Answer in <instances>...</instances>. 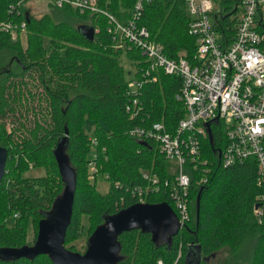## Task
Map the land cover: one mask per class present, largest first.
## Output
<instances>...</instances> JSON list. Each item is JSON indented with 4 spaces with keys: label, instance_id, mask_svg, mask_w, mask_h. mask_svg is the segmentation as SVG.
Wrapping results in <instances>:
<instances>
[{
    "label": "trees",
    "instance_id": "16d2710c",
    "mask_svg": "<svg viewBox=\"0 0 264 264\" xmlns=\"http://www.w3.org/2000/svg\"><path fill=\"white\" fill-rule=\"evenodd\" d=\"M11 1L15 0H0V20L11 16ZM135 1L96 0L95 12L57 7L50 2L52 12L36 17L23 10L19 16L26 21L24 42L20 36L12 39L0 32L1 58H9V62L0 60L4 63L0 68L11 66L8 71L0 70V145L8 151L0 181V251L31 245L38 222L62 193L64 185L54 149L64 137V152L76 180L71 220L64 239L67 249L77 251L72 242L83 233V217L89 222L88 238L106 216L138 202L136 190L151 188V182L142 175L145 170L160 178L159 190L148 193L145 202L166 201L174 207L168 193L174 185L175 164L158 152L154 142L140 140L128 131L159 121L173 130L184 114L183 103L176 98L181 78L157 72L156 80L144 83L139 90L142 112L130 117L125 108L128 78L119 57L125 52L135 69L145 66L147 59L136 47H115L116 33L109 31L110 22L105 15L110 12L125 21ZM213 1L222 10L218 31L231 39L235 30L232 0ZM189 20L184 0H151L144 3L139 24L148 29L151 39L163 45L167 56L191 59L195 43L188 33ZM80 25L94 28L93 39L81 32ZM26 94L33 102L32 118L22 119V113L29 110L23 102ZM8 121L12 123L10 129ZM88 122L94 123L91 133ZM213 144L223 147L224 138L218 143L202 142L210 168L207 174L186 165L191 175L189 220L178 234L168 242L156 244L149 233L138 228L124 231L117 237L120 251L116 264H157L159 259L163 264H187L193 246L196 252L199 250L193 264H211L214 259L209 257L223 248L233 253L247 245L244 261L262 264L264 224L257 221L253 211L260 193L256 165L248 160L224 167L218 152H214L218 147ZM91 162L96 168L94 173L90 171ZM30 167H43L45 174L25 176ZM205 176L206 181L199 182ZM98 177L110 181L104 194L96 190ZM9 219L14 220L13 225H8ZM29 222L34 230L30 241ZM0 264L53 263L46 254L14 258L0 252ZM223 264L236 262L227 259Z\"/></svg>",
    "mask_w": 264,
    "mask_h": 264
},
{
    "label": "built area",
    "instance_id": "2783aa9c",
    "mask_svg": "<svg viewBox=\"0 0 264 264\" xmlns=\"http://www.w3.org/2000/svg\"><path fill=\"white\" fill-rule=\"evenodd\" d=\"M29 1L9 3L12 14L0 20V32L23 40L26 21L19 18L23 13L19 7ZM50 1L57 7L69 6L81 12L98 11L96 0ZM148 1L151 0H136L131 15L122 22L112 13H105L110 22L109 31L116 33L115 47L124 48L126 43L127 48H138L147 59L145 66L135 69V79L126 83L125 108L130 117L142 112L139 90L144 83L155 81L157 72L161 71L180 76L181 87L176 98L183 103L184 114L173 130L159 121L148 127L135 126L128 131L129 135L151 140L158 152L175 164L174 185L168 195L180 229L189 220L188 167L207 174L210 168L202 142L218 143L221 138L224 146L213 144V147H218L214 152H218L222 166L254 161L260 193L253 211L257 221L264 224V0H232L235 30L231 39L218 31L222 11L218 4L213 0H184L190 17L188 33L195 43L191 59L167 56L163 45L151 39L148 29L139 24L144 3ZM90 171H96L93 162ZM142 175L151 182V188L136 190L138 202H145L148 193L159 190L157 173L145 170ZM206 179L201 177L199 182ZM157 264H163L162 260Z\"/></svg>",
    "mask_w": 264,
    "mask_h": 264
},
{
    "label": "water",
    "instance_id": "95a60500",
    "mask_svg": "<svg viewBox=\"0 0 264 264\" xmlns=\"http://www.w3.org/2000/svg\"><path fill=\"white\" fill-rule=\"evenodd\" d=\"M79 29L93 39L94 28L80 25ZM211 141V134L209 133ZM65 137L54 149V157L61 181L62 193L53 203L51 215L38 222L37 234L31 245L20 248H5L0 252L8 257H34L46 254L53 264H116L119 260L120 243L117 237L124 231L138 228L151 235L152 242H168L178 234L180 224L172 206L166 202H136L104 218L90 234L84 252L72 251L65 247L66 229L71 220L76 189L75 172L64 152ZM8 157L6 147L0 145V181L5 174ZM199 198L196 197V214L199 212ZM196 216V219H197Z\"/></svg>",
    "mask_w": 264,
    "mask_h": 264
},
{
    "label": "rangeland",
    "instance_id": "374dc122",
    "mask_svg": "<svg viewBox=\"0 0 264 264\" xmlns=\"http://www.w3.org/2000/svg\"><path fill=\"white\" fill-rule=\"evenodd\" d=\"M50 2H51L50 0H30L29 2L24 3L22 9L30 12L31 14H34V16H36V17H39L42 14H44L45 12H48V13L52 12V9H51L50 4H49ZM216 10H218V9L216 8ZM24 37H25V35H24ZM24 37H23V39H24ZM24 41H25V39L23 40V42ZM48 43H49L48 38L45 37L44 38V44L46 47H48ZM23 44L25 45V43H23ZM125 47H126V43H125ZM1 57H2V55H0V60H2V61H6V59H7V61L9 60V58H7L8 55H6V59L1 58ZM119 58H120V62L122 63V65L124 67V70L127 74L126 75L127 78L128 79H135L134 73H137V72L135 71L134 63L127 58L125 52H123ZM2 64L4 65L3 62H0V67L2 66ZM10 67H11L10 64H8V65H6L5 70H4V67L2 69L0 68V70L8 71V69ZM4 73L5 72H3V74ZM128 73H130V74H128ZM31 89L33 91L34 88L31 87ZM23 102H24V105H27L26 107H29V110L27 113H22V119H25L26 117L32 118V114L30 113V106H32L33 102L31 101L30 97H28V94H26L25 100L23 98ZM24 109H25V106H24L23 110ZM11 125H12V123L10 121H8L7 126L9 129H10ZM88 127H89V132L91 133L92 129L94 127V123L88 122ZM174 167H175V165H174ZM44 174H45V169L43 167H30L24 173L25 176H33V177L34 176H42ZM95 187H96V190L98 192L104 194L109 190L110 181L104 177H98L96 179V182H95ZM52 213H53V211H50L48 215H51ZM13 224H14V220L9 219L8 225H13ZM88 224H89V222L87 221V218L83 217V219H82V225L84 226L83 233H82V235H80L78 238H76L72 242V244L75 246L76 250L78 252H81V253L86 248V242L88 239L86 236V229L88 227ZM28 225H29V227H28L29 229L27 232L28 233L27 234V240L30 241L34 236V230L32 229L30 222L28 223ZM248 246L249 245L245 246L244 250L243 249H240V250L237 249L233 253H230L229 249L223 248V250H220V251L216 252V254L214 256H211V258L213 257L214 260L210 261V263L211 264H219V261H220V264H223L224 260L228 259V261L235 260L236 264H245V263L248 264V260H247V262L244 261L245 260L244 258H246L244 255L246 253H248V250H249ZM190 256H192V252H190ZM190 261H191V257H190Z\"/></svg>",
    "mask_w": 264,
    "mask_h": 264
},
{
    "label": "flooded vegetation",
    "instance_id": "af4514ba",
    "mask_svg": "<svg viewBox=\"0 0 264 264\" xmlns=\"http://www.w3.org/2000/svg\"><path fill=\"white\" fill-rule=\"evenodd\" d=\"M196 251H197L196 247L193 246V248H191V252H192V256H190V257H191V261H190V258H189V261H190V262H188V264H191V263L193 264V262H194L193 260H195V254H196V253H199V250H198V252H196ZM82 252H84V251H82ZM198 256H199V254H198ZM201 258H202V257H201ZM209 259L212 260L213 257L211 258V256H210Z\"/></svg>",
    "mask_w": 264,
    "mask_h": 264
},
{
    "label": "bare ground",
    "instance_id": "6f19581e",
    "mask_svg": "<svg viewBox=\"0 0 264 264\" xmlns=\"http://www.w3.org/2000/svg\"><path fill=\"white\" fill-rule=\"evenodd\" d=\"M189 254H190V252H189ZM189 254H188V256H187V264H188V262H190V261H189Z\"/></svg>",
    "mask_w": 264,
    "mask_h": 264
}]
</instances>
